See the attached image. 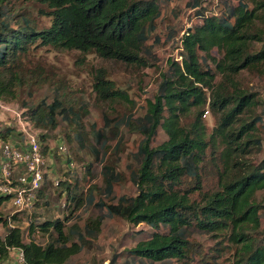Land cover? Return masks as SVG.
Segmentation results:
<instances>
[{"label":"trees","instance_id":"trees-1","mask_svg":"<svg viewBox=\"0 0 264 264\" xmlns=\"http://www.w3.org/2000/svg\"><path fill=\"white\" fill-rule=\"evenodd\" d=\"M6 1L0 0V102L17 101L22 118L35 130L45 131L39 135L45 142L42 153L52 146L47 131L61 122L74 126L70 134L83 146L84 135L89 133L82 126L81 114L65 104L58 88L39 99L33 89L45 79L39 77L37 68H27L24 60L33 51L48 47L148 66L156 60L153 47L159 38L154 36L151 44L148 41L156 31L163 3L169 0H36L47 8L50 18V25L43 28H36L28 14L7 10L3 6ZM203 1H187L200 23L179 37L181 58L167 60L156 92L146 99L145 112L104 117L106 131L90 132L93 160L83 167L85 175L73 182L57 180L55 186L65 194L68 214L31 220L25 237L16 224L21 212L5 214L0 210V264L8 260L12 248L23 251L24 264H67L72 257L79 264L80 258L88 262L89 244L99 237L106 218L114 225L119 220L147 225L135 231L139 240L124 250L130 254L128 258L112 253L110 264H115L116 257L130 264H184L197 256L201 259L198 245L190 240L195 230L211 237L228 231L232 242L240 243L238 264H264V245L250 232L264 218V203L255 198L256 192L264 189V157L258 164L245 158L251 149L264 151L257 132V124L262 125L264 118L252 112L262 101L259 92L242 88L237 80L242 70L260 68L264 63V46L252 48L256 40L263 39L264 0H219L212 9L205 8ZM259 22L262 27L257 29ZM175 34L167 37L172 39ZM215 48L220 57L212 54ZM92 87L101 100L133 104L128 94L106 77L104 69L94 76ZM25 89L29 98L20 100ZM206 108L216 118L209 133L201 119ZM191 115L192 120L185 122ZM122 126L141 135L137 151L120 154V140L108 151ZM159 128L167 138L154 145ZM10 129L0 131V138L7 140ZM133 161L138 167L130 169L128 163ZM94 163L101 168L96 172L98 180L90 182ZM129 171L136 191L118 196L115 188ZM207 172L216 175L214 188L204 189ZM43 193L41 186L34 205H39ZM194 193L199 200L192 197ZM7 200L9 196L0 194V206ZM83 207L97 209L99 214L83 218L76 214ZM36 232L47 241L40 243ZM200 264L218 263L202 259Z\"/></svg>","mask_w":264,"mask_h":264},{"label":"rangeland","instance_id":"rangeland-1","mask_svg":"<svg viewBox=\"0 0 264 264\" xmlns=\"http://www.w3.org/2000/svg\"><path fill=\"white\" fill-rule=\"evenodd\" d=\"M7 1L3 3V6L7 10L12 11L13 9H17V13L28 14L36 28L48 27L50 25V18L46 13L47 8L36 0ZM187 1L189 0H169L163 3L161 16L156 22V31L148 41L151 44L153 43L154 36L159 38L158 43L154 44L153 47L156 60L154 62L150 61L153 63L148 66H136L107 60L94 53L83 54L73 49L65 50L48 47H42L33 51L24 60L27 68L30 70L37 68L39 77L45 79V81H42L44 84L35 83L36 85L33 89L39 99L50 94L52 89L58 88L64 97L65 104L81 114L82 126L89 133L84 135L87 136V139L84 140L85 143L83 146H80V142L76 138H72L70 134L72 132L71 128L74 126L69 127L64 122H61L56 129L47 131L52 139V146L47 147L43 153L45 160V174L41 185L44 192L43 197L40 198L39 205H33L29 211L21 212L16 221V224L23 230L25 237H28L29 231L27 228L31 220H52L64 218L68 214L69 208L65 205L67 203L65 201V194L56 188V182L59 178L73 182L74 179H81L85 175L83 167L93 160L90 147L94 141L90 136V132L97 129H104L106 131L104 128V117L109 119L122 116L126 117L131 113L138 116L145 112L146 99L156 92L160 73L164 72L168 67L167 60L170 58L180 60L181 58L179 37L186 30H190L194 24L200 23L194 10L186 4ZM217 1L219 2V0H204L202 4L205 8H211L215 6ZM214 9L218 10L217 6ZM261 27L262 23L259 22L257 29ZM171 32H176V34L172 39H169L167 36ZM262 38V40H256L252 44L254 50H258L264 46V33H262ZM212 54L216 57L221 56V53L216 48L212 50ZM101 69L105 70L106 77L113 80L117 88L124 90L128 94L133 104L119 99L104 101L97 97L92 84L94 76L100 73ZM218 79H220V76L217 77L216 82ZM237 80L242 88L259 92L258 99L262 103L252 107V112L254 115H263L264 118V63L260 68L242 70L237 75ZM28 98L29 90L25 89L20 93V100H27ZM4 104L9 109L5 110L0 108V131L3 132L8 128L12 130L10 129L11 133L7 140L0 138V160L2 158L1 148L4 143L21 147L25 141V138L19 131L14 113L18 112L21 114L22 112L18 102L13 101ZM192 118L191 115L184 121L189 122ZM201 119L206 126L207 132H211L216 118L207 108L203 111ZM257 126L258 135L262 137L264 143V122L262 125L258 123ZM14 127L16 128L14 129ZM29 130L31 132L33 131L37 136L40 147H44L45 142L43 143L39 135L45 131L35 130L32 125L29 126ZM166 138L165 132L159 128L153 144H159ZM140 139L141 135L130 133L126 127L122 126L119 135L113 141L108 151L110 152L120 140L122 144L119 150L120 154H126L129 151L135 152L137 151ZM60 140H64L67 148L65 152L58 150L55 152V148L58 146ZM263 157L264 151L260 149H251L245 155L247 161L254 162L255 164L263 160ZM69 159L73 163L68 164ZM95 162L97 163L98 160H95ZM96 163H94L95 175H93L90 182L97 181L99 177V174L96 175V172H99L101 167L100 164ZM128 165L130 169H135L138 167V162H129ZM19 171L17 170L16 172ZM129 175L130 171L124 174L125 179L123 183L115 188L118 196L135 193L136 189L129 181ZM204 184V189L214 188L216 186V175L208 172L205 173ZM192 197L197 198V193H194ZM255 198L260 203H264V189L258 190ZM199 199L197 198V200ZM0 210L5 214H14L16 212L15 207L8 200L0 206ZM76 214L83 218H94L99 212L97 209L83 207ZM146 227L147 225L145 223L134 225L122 220L115 222L114 225L112 221L106 218L103 220L99 237L94 238L92 243L89 244L88 262L80 258V264H110L111 254L118 252L121 254V259L128 258L130 254L124 250L129 249L132 244L139 240L138 235H134L135 231ZM0 232H2L1 226ZM250 232L251 237H254L257 241H261L264 245V218L260 219L259 227L256 229L252 228ZM226 233V235H223V233L222 235H214L211 237L209 234H204L201 231H193L190 240L195 245H198L197 248L201 251L203 257L199 259L197 256L194 260H189L184 264H200L202 259L218 264H238L240 243H233L228 235L230 232L228 233L227 231ZM34 236L40 243L47 241V237L41 233L36 232ZM136 261L138 262L139 260L136 259ZM114 263L130 264L121 262L118 257H116ZM67 264L79 263L75 262V258L72 257ZM155 264L183 263L181 261H170L167 263L162 261Z\"/></svg>","mask_w":264,"mask_h":264},{"label":"built area","instance_id":"built-area-1","mask_svg":"<svg viewBox=\"0 0 264 264\" xmlns=\"http://www.w3.org/2000/svg\"><path fill=\"white\" fill-rule=\"evenodd\" d=\"M1 109H9L0 102ZM16 123L19 131L24 134V145H2L0 160V194L10 197L16 212L29 211L36 200L37 191L41 187L45 174V160L39 140L34 132L29 130L30 123L24 120L18 112ZM57 149L67 150L64 140H60ZM21 168L19 172H16ZM10 257L3 264H24V254L19 248H12Z\"/></svg>","mask_w":264,"mask_h":264}]
</instances>
